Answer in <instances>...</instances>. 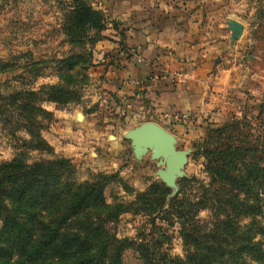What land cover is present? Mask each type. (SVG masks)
<instances>
[{
	"label": "rangeland",
	"instance_id": "1",
	"mask_svg": "<svg viewBox=\"0 0 264 264\" xmlns=\"http://www.w3.org/2000/svg\"><path fill=\"white\" fill-rule=\"evenodd\" d=\"M75 1L0 0V163L20 153L28 163L63 158L71 162L78 184L104 176L106 202L127 210L109 225L122 242V264H182L194 253L182 233L205 239L216 221L217 215L205 207V187L211 181L207 164L233 159L234 167L226 171L239 175L247 151L243 162L264 167V0H142L145 5L130 4L132 13L113 0H85L107 20V28L99 32L71 27L67 12ZM126 13L136 19L128 22ZM163 18L175 21V33L170 34L182 49L183 31L190 29L193 45L218 37L235 46L222 55L224 66L234 64L235 56L240 67L235 65L223 102L207 116L198 110H158L145 97L102 89L103 75L96 64L114 54L98 53L100 41L111 34L108 30H138L143 23L159 29ZM158 47L169 60L186 61L174 47ZM222 56L214 54L210 63ZM49 86L64 94L61 102L48 100L53 93ZM28 93H35L34 100ZM24 101L34 110L24 109ZM89 110L95 116L82 120ZM31 113L36 133L51 152L37 149L32 140L26 119ZM145 122L167 130L176 148L187 154V163L172 181L159 174L166 168L163 155L156 156L150 147L140 152L134 147L130 134ZM226 151L233 152V158L223 154ZM155 183L167 188L168 195L150 194ZM214 188L228 192L221 185ZM255 193L264 198L262 189ZM251 223L264 230V215L241 221L242 226ZM255 237L264 248V234Z\"/></svg>",
	"mask_w": 264,
	"mask_h": 264
},
{
	"label": "trees",
	"instance_id": "2",
	"mask_svg": "<svg viewBox=\"0 0 264 264\" xmlns=\"http://www.w3.org/2000/svg\"><path fill=\"white\" fill-rule=\"evenodd\" d=\"M67 13L74 28L99 32L108 26L106 18L85 0H76ZM49 89L53 93L48 100L61 102L64 94L60 89ZM28 96L34 100L36 95ZM22 106L34 110L28 102ZM32 116L26 118L32 140L37 142V149L51 152L36 133ZM223 154L234 156L228 151ZM24 155L0 163V264H122V242L109 225L127 210L106 202L105 177L78 184L69 160L28 163ZM221 161L214 159L207 164L211 181L205 187V207L217 215L216 221L205 239L182 233L194 249L182 264H249L247 256L262 264L264 248L255 241V234H264V230L255 228L254 223L242 226L241 221L264 215V198L255 193L256 189L264 191V167L242 161V173L235 175L226 171V167H234L233 159L223 164ZM215 185L228 192L216 191ZM155 193L164 198L169 190L155 183L150 194ZM223 236V243L216 244Z\"/></svg>",
	"mask_w": 264,
	"mask_h": 264
},
{
	"label": "crops",
	"instance_id": "3",
	"mask_svg": "<svg viewBox=\"0 0 264 264\" xmlns=\"http://www.w3.org/2000/svg\"><path fill=\"white\" fill-rule=\"evenodd\" d=\"M112 2L117 3L118 6H126L131 13L134 10L131 9L130 4L137 2V4L145 5V1L142 0H113ZM105 3L108 4L109 0ZM139 7L141 5L137 9H142ZM130 14L126 16L128 22L136 19L133 14ZM140 14L150 15L148 12ZM161 22L159 29H153L152 25L143 23L144 25L140 24L138 30L132 28L124 32L116 29L108 30L111 34H107L108 36L100 41L98 47L101 50L98 53L101 57L110 51L114 54L104 57L101 63L96 64L103 75L102 89L117 95L145 97L158 110L187 112L198 110L207 116L223 102L224 92L231 89L226 85H230L229 81L235 65L240 67L239 63L234 61L235 56L232 60L234 64L229 67L224 66L222 55L230 48L233 50L235 46L227 44L218 37L208 38L205 44L202 42L198 46L193 45L194 31L190 29L183 31L185 41L182 42V49L181 44L175 43V38L173 39L172 33L170 34L172 30L175 33V29L171 28V23L175 21L171 18H163ZM164 24L166 26H163ZM159 44L174 47V51L185 55L186 61L180 62L181 59L175 58L169 60V57L160 53L162 48L158 47ZM214 54H220L222 57L216 58V63L213 65L210 60ZM198 55L200 58H197ZM138 56L142 57L143 61H139ZM255 100L256 103L260 101ZM94 112L89 110L88 113H82V120L94 117L96 114Z\"/></svg>",
	"mask_w": 264,
	"mask_h": 264
},
{
	"label": "water",
	"instance_id": "4",
	"mask_svg": "<svg viewBox=\"0 0 264 264\" xmlns=\"http://www.w3.org/2000/svg\"><path fill=\"white\" fill-rule=\"evenodd\" d=\"M130 137L137 151L150 147L156 156L163 155L166 168L160 169L159 174L164 180L172 181L187 163L186 152L178 150L175 146V138L155 122L141 124L132 131Z\"/></svg>",
	"mask_w": 264,
	"mask_h": 264
},
{
	"label": "built area",
	"instance_id": "5",
	"mask_svg": "<svg viewBox=\"0 0 264 264\" xmlns=\"http://www.w3.org/2000/svg\"><path fill=\"white\" fill-rule=\"evenodd\" d=\"M138 60H139V61H143V58L140 57V56H138Z\"/></svg>",
	"mask_w": 264,
	"mask_h": 264
}]
</instances>
